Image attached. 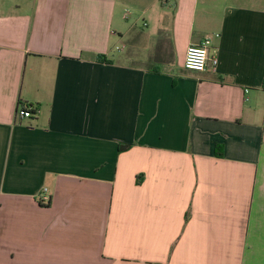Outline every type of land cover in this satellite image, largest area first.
I'll use <instances>...</instances> for the list:
<instances>
[{
  "label": "crops",
  "instance_id": "0c3cea01",
  "mask_svg": "<svg viewBox=\"0 0 264 264\" xmlns=\"http://www.w3.org/2000/svg\"><path fill=\"white\" fill-rule=\"evenodd\" d=\"M0 264H264V0H0Z\"/></svg>",
  "mask_w": 264,
  "mask_h": 264
},
{
  "label": "built area",
  "instance_id": "2783aa9c",
  "mask_svg": "<svg viewBox=\"0 0 264 264\" xmlns=\"http://www.w3.org/2000/svg\"><path fill=\"white\" fill-rule=\"evenodd\" d=\"M203 50L205 56L202 58L200 53L195 50ZM119 51L120 49L117 48ZM208 64L211 68L215 70L217 66V59L215 56L209 55V49L207 48V42L200 45H191L187 48L184 58L183 67L189 71L203 72L207 69ZM35 108L32 106H18L16 115L18 118H32L35 113ZM41 202L43 204H48L50 202V197L47 194V189H43V194L41 196Z\"/></svg>",
  "mask_w": 264,
  "mask_h": 264
},
{
  "label": "rangeland",
  "instance_id": "374dc122",
  "mask_svg": "<svg viewBox=\"0 0 264 264\" xmlns=\"http://www.w3.org/2000/svg\"><path fill=\"white\" fill-rule=\"evenodd\" d=\"M154 46H155V44L154 43H151L150 44V49H149V56H150V58L152 57L153 58V56H154ZM117 53H118V51H116L115 50V53H114V56H117ZM140 53V54H139ZM147 53V52H146ZM126 54V53H125ZM125 54H123V56H125ZM129 54H130V52H129ZM131 55V54H130ZM145 54H142V56H144ZM141 56V51H138L137 53H135V55L133 56V60L131 61V63L132 64H139V65H142V67H147V65H148V62H149V60L148 59H146V56H145V58L144 57H142Z\"/></svg>",
  "mask_w": 264,
  "mask_h": 264
},
{
  "label": "trees",
  "instance_id": "16d2710c",
  "mask_svg": "<svg viewBox=\"0 0 264 264\" xmlns=\"http://www.w3.org/2000/svg\"><path fill=\"white\" fill-rule=\"evenodd\" d=\"M101 59H103V58H101ZM107 62H109V61H107ZM165 68H168V66H163L162 64H159V65H150L149 67H148V70H150V71H152V72H156V73H159V72H161L163 69H165ZM20 106H25V105H21V104H19ZM36 111V110H35ZM36 113V112H35ZM130 146H128V145H126V146H121L120 148H119V151H125V150H127L128 148H129ZM222 155H223V151H222V146H219L217 149H216V156L217 157H222Z\"/></svg>",
  "mask_w": 264,
  "mask_h": 264
},
{
  "label": "clouds",
  "instance_id": "9594fccd",
  "mask_svg": "<svg viewBox=\"0 0 264 264\" xmlns=\"http://www.w3.org/2000/svg\"><path fill=\"white\" fill-rule=\"evenodd\" d=\"M195 51H198V52L200 53V55L202 56V58L205 56V54L203 53V50H199V49H197V50H195Z\"/></svg>",
  "mask_w": 264,
  "mask_h": 264
}]
</instances>
